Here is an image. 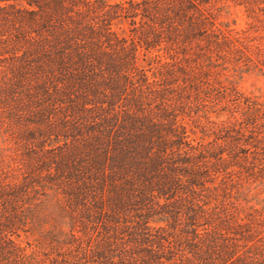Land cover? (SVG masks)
<instances>
[{
	"label": "trees",
	"instance_id": "16d2710c",
	"mask_svg": "<svg viewBox=\"0 0 264 264\" xmlns=\"http://www.w3.org/2000/svg\"><path fill=\"white\" fill-rule=\"evenodd\" d=\"M244 74L264 0H0V264H264Z\"/></svg>",
	"mask_w": 264,
	"mask_h": 264
},
{
	"label": "rangeland",
	"instance_id": "374dc122",
	"mask_svg": "<svg viewBox=\"0 0 264 264\" xmlns=\"http://www.w3.org/2000/svg\"><path fill=\"white\" fill-rule=\"evenodd\" d=\"M225 20V19H223ZM228 20L234 21V25H231V28H235V29H244L246 27V23H247V19L244 13V10L242 7H236L235 9H232V12L230 13ZM115 30L123 36H130V31H129V27L126 23L124 22H119L118 25L116 26ZM149 56H153V55H149ZM140 58V62L142 63L144 57H139ZM247 70V69H245ZM221 78V77H219ZM237 80V78H235ZM235 80V82H236ZM223 81V78L222 80ZM213 84V83H212ZM237 88L239 89V91L241 93H244L246 95L248 94H255V95H259V94H263L264 96V77L262 76H254V75H246L244 74L242 76V78L237 81ZM215 112H219L221 110H226V107L223 103L217 105L214 107L213 109ZM222 112V111H221ZM213 120V122L215 123H219L221 120L224 119V116H220L219 118L216 117H212L211 118ZM188 124L191 125L188 121ZM193 130V129H192ZM195 130V129H194ZM197 136L199 137V130H195L194 131ZM262 195L264 196V191L262 193ZM36 237L37 234L35 233H31V232H27V233H22L20 234V238L18 239V241L23 245L26 246V244L30 245V248L36 246ZM43 247H46V249H48L49 247L47 246V244ZM35 249V247H34ZM29 250V249H28ZM42 253H47V252H42Z\"/></svg>",
	"mask_w": 264,
	"mask_h": 264
}]
</instances>
